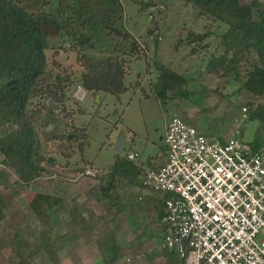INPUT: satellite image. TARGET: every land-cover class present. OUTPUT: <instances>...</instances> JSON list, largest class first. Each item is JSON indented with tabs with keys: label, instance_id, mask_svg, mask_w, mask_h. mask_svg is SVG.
I'll use <instances>...</instances> for the list:
<instances>
[{
	"label": "trees",
	"instance_id": "1",
	"mask_svg": "<svg viewBox=\"0 0 264 264\" xmlns=\"http://www.w3.org/2000/svg\"><path fill=\"white\" fill-rule=\"evenodd\" d=\"M64 1L0 0V156L2 164L16 177L15 187H19V184L21 189H28L36 178L48 172L45 167L48 156L45 145L48 142H55V164H60L63 158L67 160L76 155L83 164L93 167L92 162L84 159L89 139L86 109L81 102L86 94L94 99L98 96V101L101 95L110 94L118 101L128 85L134 87L127 79L132 63L142 60L147 72L149 70L150 60L145 48L148 41L144 43L145 47L141 46L130 34L119 0H95L96 5H91L90 0H69L68 5H64ZM151 1L145 4L147 8ZM170 2L160 0L165 9ZM177 2L181 5L190 4L196 8L198 19L207 18L215 25L216 32L210 29L198 32L190 26L185 36L177 37L175 42L176 47L187 44L193 55L198 48L207 49V37L217 35L215 48L206 58L197 59L202 60L203 71L217 79L214 91L228 99L227 95L236 97L247 89L264 99V12L257 7V2ZM117 6L118 11L115 10ZM147 14L149 22L145 34L154 41L155 54L161 40L168 38L167 33L163 32L167 28L161 30L158 9ZM194 43H198V46ZM94 45L96 48L92 50ZM60 49L66 53L73 52L76 68L59 60ZM135 57L141 59L132 60ZM153 60L149 73L156 72L153 84L157 89L164 86L160 91H155L161 101L164 99L163 94L173 89L181 90L179 95L187 99L192 96V89H181V86L195 81L192 67L179 73L157 58ZM168 73L174 78L166 80ZM140 77L138 73L137 78ZM232 86L235 89L224 94ZM78 88L85 91L82 101L74 97ZM254 106L253 109L246 107V117L257 120L260 125L264 120V103ZM258 130L254 136L259 133ZM107 136H110V131ZM248 144L252 149H257ZM127 152L124 155L115 153L114 162L99 174L97 184L90 188L97 202L114 206L117 214L121 210L119 203L128 193L127 188H144L139 182L144 174L140 154L137 153V160H130ZM135 167H138L137 172ZM86 169L73 167L74 171L82 174ZM140 172L142 175H139ZM162 196L156 209L157 214H161L157 216L159 219L163 213V199L167 195ZM2 199L0 195V221L5 217ZM60 201L61 198L57 196L37 193L28 206L34 216L43 218L54 213ZM82 227L87 233L90 232L89 226ZM80 230L81 227L71 233L77 238ZM65 235L67 237L68 234ZM13 245L16 247L14 242ZM109 245L116 248L115 243ZM11 253L14 258L6 260L5 264H31L30 254L22 255L16 248ZM155 255L164 257L165 264H184L174 250L162 248Z\"/></svg>",
	"mask_w": 264,
	"mask_h": 264
},
{
	"label": "rangeland",
	"instance_id": "2",
	"mask_svg": "<svg viewBox=\"0 0 264 264\" xmlns=\"http://www.w3.org/2000/svg\"><path fill=\"white\" fill-rule=\"evenodd\" d=\"M65 1L68 5L69 0ZM96 1L100 2V0ZM96 1L90 0L91 5H96ZM119 1L130 34L138 40V44L141 46L145 47L144 43L148 41L145 48L150 60L149 70L152 66L151 60L154 57L158 61L170 65L172 71L175 72H185L192 67L196 73L192 74L195 81H191L186 86H181L182 90L185 88L192 89L190 92L192 96L187 99L182 94L179 95L181 90L175 91L173 89L167 90L162 96L163 101H161L155 91H160L164 86L163 88L158 87L159 90L153 84L156 72L150 74L142 60L134 61L131 73L127 78L134 87L131 88L128 85V89L120 95L118 101L110 94L101 95L100 101L92 98L90 94H86L84 101L81 102L86 109L85 120L88 123L89 139L84 159L92 162L93 167L90 164H83L76 155L67 160L63 158L60 164H55L54 154L56 153L53 152L55 142H48L45 145L48 153L47 158H51V161L46 160L47 163L45 164L48 172L36 178L28 189H21L19 184V187H15L16 177L2 164V157L0 156V172L2 174L0 176V195L5 203L3 207L5 217L0 221V264H5L6 260L14 258L11 252L15 248L19 249L22 255L30 254L31 264H165L162 258L155 255L156 251L160 249L161 241L160 235L155 230V216L142 218L143 216H131L132 213L128 216V212L131 210L129 207L130 204L132 205L131 202L133 204L139 202L136 194L137 189L127 188L128 193L131 192L130 196L133 198L126 203L119 201V207L122 211L114 216L112 207L109 206L113 212L110 209H104L106 205L95 204L93 200L90 201L87 195L86 190L90 192V188L97 184L101 174L88 176L85 172L82 174L80 171H74L73 167L94 168L98 172H103L114 162L115 142L120 133L123 136V151L120 155H124L128 149H133L140 154V162L147 166L151 157L159 156L162 153L160 135L171 114L178 113L185 122L192 124L201 133L214 135L225 131L229 125H234V119L239 116L242 121H238L237 125H248L247 114L240 111L241 106H245L247 109L252 107L253 109L255 104L264 103V99L260 95L247 89L242 92V96L237 95L239 96L236 97L237 99H234L233 95H227L229 98L225 99L214 91L217 79L203 71L205 70L204 66L200 63L202 60L197 59L206 58L215 48L218 41L217 35L207 37V49L198 48L193 55L190 53V47L187 44L175 46L177 37H184L185 31L190 26L197 29L198 32H206L209 29L210 31L215 30V25L209 19H198L196 8L190 4L181 5L177 0H169L171 2L166 9L164 6L162 8L160 0L151 1L152 3L148 8L145 4L150 0ZM241 1L248 3L256 1L257 7L264 12V0ZM104 8L102 5V9ZM157 9L161 30L167 28L163 32L167 33L168 38L161 40L154 54V41L148 39L145 32L146 24L149 22L147 13ZM115 10H119L118 6ZM96 13L99 15L98 11ZM104 35L106 36V34ZM194 45L198 46V43H194ZM91 48L93 50L96 47L94 45ZM58 53L59 60H63L64 64H70L76 68L73 52L66 53L60 49ZM136 59H141V57H135L132 60ZM198 67H200L199 71H197ZM138 73L141 74L142 80L137 78ZM184 76L187 77L185 73ZM172 78L174 76H170L169 73L165 77L166 80ZM163 83L169 82L164 81ZM234 89L235 87L232 86L224 94H229L230 90L233 91ZM75 92V96L82 97L83 92L80 90ZM171 95L174 97L172 98ZM80 119L82 120V118ZM76 120L78 119L76 118ZM249 122H251L249 125L252 130L259 129L258 131L262 132L264 129V120L260 125L257 120H250ZM114 126L116 127L114 128ZM108 131H110V136H107ZM134 170L137 172V169ZM141 174L142 172L139 175ZM132 175H135L134 172ZM37 193L61 198L54 213L43 218L32 214L28 202ZM78 196L82 198L79 199ZM74 200H76L75 202L89 200L85 201L87 204L86 216L98 228H93L98 234L93 243L94 246L92 244H80L81 239L75 245L71 243L76 240L74 235H70L71 238L69 235L67 237L65 235L69 232V227L72 231L73 222L68 220L67 213L71 214L74 210ZM100 207H102L101 210ZM136 223L139 225V231L131 227V224ZM107 231H111V235ZM116 238L119 239L121 249L116 254V262L113 263V261L108 260V252L105 251L104 242L113 241L115 243ZM43 242H45L44 247ZM116 247L119 246L116 245Z\"/></svg>",
	"mask_w": 264,
	"mask_h": 264
},
{
	"label": "built area",
	"instance_id": "3",
	"mask_svg": "<svg viewBox=\"0 0 264 264\" xmlns=\"http://www.w3.org/2000/svg\"><path fill=\"white\" fill-rule=\"evenodd\" d=\"M162 146L164 161L141 178L145 189L167 195L161 248L184 264H264V143L212 140L173 113ZM127 158L138 154L129 150Z\"/></svg>",
	"mask_w": 264,
	"mask_h": 264
},
{
	"label": "crops",
	"instance_id": "4",
	"mask_svg": "<svg viewBox=\"0 0 264 264\" xmlns=\"http://www.w3.org/2000/svg\"><path fill=\"white\" fill-rule=\"evenodd\" d=\"M230 92H231V90H230ZM239 96H236V97H239ZM236 97H234V99H237ZM236 106H237V104H236ZM240 111H241V108H240ZM240 114H242V113L240 112ZM244 117H243V120H244ZM238 121H242V118L240 116L236 117L234 119V121H233V123H235V124L234 125H232V124L229 125L228 128L225 131H223L221 133H218V134H214V135L211 134V133H204V134L208 138H210L212 140L224 141V140H226L228 138H239V139H242V140L250 143L254 148L260 147L264 143V129L262 130V132L259 131V133H257L255 135L256 137L253 138L254 137L253 136L254 132L256 130H254V129L252 130L250 128V125H249L251 123V122H249L250 120L247 119L249 126L247 124H243L242 126H240V125L238 126L237 125ZM166 123L164 124L163 132L160 135V143H161L162 153L159 156L157 155L156 157H151L150 158L151 160L147 163V166H144V164L142 163V167H143L144 172L147 169H149V168L157 167L159 164H161L164 161L165 150H164V147L162 146V137H163V133H164V129H165ZM248 129H249V131H248ZM129 150L134 151L133 149H128L127 151H129ZM137 168L135 167V169H137ZM139 178H140V176H139ZM140 181H141V178H140L139 182ZM133 188L137 189V193L136 194H137V198H138L139 202H136L134 204H133V202H131L132 205L131 204L129 205L131 210H129L130 212H128V216H130L131 213H132L131 216H141V217L143 216L142 218H144L145 216H155V218H156L155 219V222H156L155 223L156 224L155 230L160 235L161 234L160 231H161L162 226H161V221H160V219L157 216H161V214L158 215L156 209L158 208V204L157 203L163 197L162 194H159V193H156V192H151V191H149L147 189H144V188H138V187H133ZM86 191H87V195H88L90 201L93 200L95 202V204H97V205H102V206L107 205L106 207H104V209H110L107 203H105V202H97L95 200L94 196L91 195V193L88 192V190H86ZM130 193L131 192L127 193V195L122 198V202L123 203L124 202L126 203L127 201H129L130 199L133 198V196H130ZM133 194H135V193H133ZM78 198H79V196H78ZM80 198H82V197H80ZM75 199H77V198H75ZM75 201L76 200H74L73 202H75ZM85 201H89V200H85ZM85 201L84 202H81V201L75 202L74 203V210L71 212V214L67 213L68 220L73 222L72 231H70V227H69V232L67 234L69 235V237H70V235L71 236L74 235V238H75V234L71 233V232H73V231H75V230H77V229H79L81 227L79 235L77 236V238H75L76 240L72 241L71 243L77 245L76 243L78 241L82 240V242H79L80 244L81 243L84 244V245L92 244V246H94L93 243L95 242V239L98 237V234L93 230V228L94 229H98V228H96L95 227L96 224L94 226V223L91 220H89L88 216H86L87 204L85 203ZM111 207L114 209L113 210L114 212L110 209L111 212H113V215L114 216H115V214L117 215L115 207L114 206H111ZM101 208L102 207H100V210H101ZM121 211H122V209L120 210V212ZM125 216H127V215H125ZM109 220H112V219L109 218ZM83 225L89 226L90 227V232L87 233L86 230L83 229V227H82ZM131 227H132V229L136 228V230L139 231L138 223L131 224ZM107 233H109L111 235V231H107ZM116 237H117V235H116ZM122 243H124V242H122ZM109 244L112 245L113 241H111V242L105 241L104 242L105 251L108 252V260L113 261V263H115L116 259H117L116 258V254L121 249V244H120L118 238L115 239V244L117 246H119V247L115 248L113 245L110 246ZM159 247H160V249L157 250V251H161L162 250L161 246H159ZM111 248L113 249L112 251L110 250ZM157 257H160V258H162L164 260V257H162L160 255H157Z\"/></svg>",
	"mask_w": 264,
	"mask_h": 264
},
{
	"label": "water",
	"instance_id": "5",
	"mask_svg": "<svg viewBox=\"0 0 264 264\" xmlns=\"http://www.w3.org/2000/svg\"><path fill=\"white\" fill-rule=\"evenodd\" d=\"M64 5H67V2L65 1L64 2ZM58 78V77H57ZM96 100H98V96H96ZM122 145H123V136L122 134L120 133L116 139V142H115V147H114V151L115 153H121L123 151L122 149ZM47 161L50 162L51 161V158L48 157L47 158Z\"/></svg>",
	"mask_w": 264,
	"mask_h": 264
},
{
	"label": "clouds",
	"instance_id": "6",
	"mask_svg": "<svg viewBox=\"0 0 264 264\" xmlns=\"http://www.w3.org/2000/svg\"><path fill=\"white\" fill-rule=\"evenodd\" d=\"M243 107V106H242ZM242 107H241V111H242ZM245 107V106H244ZM246 108V107H245ZM243 113H245L246 112V109H245V111H242ZM188 123V122H187ZM192 125V124H191ZM248 143V142H247ZM136 152V151H135ZM138 153V152H137ZM139 158H140V156H139ZM91 169H94V168H91ZM87 170H90V169H87ZM87 170H85V174L86 175H88V176H95V175H90V174H88V173H86V171ZM94 170H96V169H94ZM98 172V171H97ZM101 172H98L96 175H99ZM142 178V177H141ZM142 185V184H141Z\"/></svg>",
	"mask_w": 264,
	"mask_h": 264
}]
</instances>
